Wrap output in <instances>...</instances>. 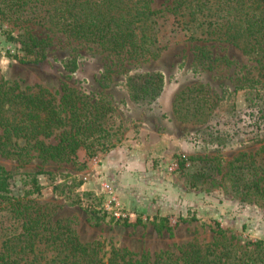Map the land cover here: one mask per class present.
<instances>
[{
	"label": "rangeland",
	"instance_id": "rangeland-1",
	"mask_svg": "<svg viewBox=\"0 0 264 264\" xmlns=\"http://www.w3.org/2000/svg\"><path fill=\"white\" fill-rule=\"evenodd\" d=\"M151 1L152 8L160 9L169 0ZM164 28L159 54L133 60L35 24H14L0 17V78L51 92L67 86L89 98L101 94L113 109L107 124L114 147L108 152L89 158L81 148L72 162L45 164L0 156V167L14 175L12 193L17 195L20 188L17 173L40 172L42 191L34 201L47 207L51 222L61 220L82 243L99 241L105 251L113 246L138 255L176 253L178 246L212 244L222 237L218 230L226 238L234 236L241 246L264 244V195L255 197L257 205L249 202L230 168L235 159L243 167L244 160L260 163L264 118L259 119V109L264 108V92L245 81L259 78L258 67L231 46L186 41ZM21 30L49 40L42 62L20 60L23 54L8 35ZM147 73L160 74L164 80L160 96L150 102L134 99L127 82L132 76L139 85L143 77L136 74ZM192 86H200L202 92L180 96ZM195 95L214 103L207 115L195 114L199 101ZM170 105L173 121L164 112ZM167 127L181 134L180 144L173 139L165 149L150 151L143 169L127 168L130 173L119 176L118 170L127 164L114 168L101 161L115 149L132 153L152 134H165ZM243 174L250 178L251 171L244 169ZM259 179L261 187V170L255 172L254 180ZM5 217L0 211L1 227L8 225Z\"/></svg>",
	"mask_w": 264,
	"mask_h": 264
},
{
	"label": "trees",
	"instance_id": "trees-1",
	"mask_svg": "<svg viewBox=\"0 0 264 264\" xmlns=\"http://www.w3.org/2000/svg\"><path fill=\"white\" fill-rule=\"evenodd\" d=\"M0 17L14 24H35L133 60L157 56L167 27L173 37L226 44L241 51L259 71V78L245 81L255 90L261 86L264 92V0H169L160 9L152 8L151 0H0ZM8 41L19 46L21 61L34 64L45 59L50 45L47 38L27 30L9 34ZM136 76L143 77L139 85L134 77L127 79L134 99L150 102L160 96L164 84L160 74ZM190 88L180 96L202 92L200 86ZM213 106L206 96L193 110L205 116ZM112 112L111 103L101 94L89 98L67 86L51 92L39 85L21 87L16 81L0 78V156L24 164L38 159L45 164L72 162L81 148L89 158L98 151L108 152L114 147L107 124ZM259 113L261 120L264 108ZM260 155L259 164L253 159L251 163L244 160L245 167L238 159L230 164L233 180L241 182L236 185L255 205L264 195V182L259 187L261 179L254 180L258 170L264 176V147ZM244 169L251 171L250 178H245ZM39 173H17L20 188L14 195L10 188L14 175L0 167V211L8 223L0 226V264H264L262 242L241 246L221 230L222 237L212 244L178 246L176 253L138 255L113 246L105 251L99 241L82 243L61 220L51 222L47 207L34 201L42 191Z\"/></svg>",
	"mask_w": 264,
	"mask_h": 264
},
{
	"label": "crops",
	"instance_id": "crops-1",
	"mask_svg": "<svg viewBox=\"0 0 264 264\" xmlns=\"http://www.w3.org/2000/svg\"><path fill=\"white\" fill-rule=\"evenodd\" d=\"M164 112L168 114L169 119L173 121V118H171V114H172L171 105L169 106V108H166V111ZM169 129H171L170 126ZM165 132H166L165 134H152L149 139V142L147 143L145 142V144H142L137 149H134L132 151L133 154L130 152L131 150L126 151L125 149L119 148L111 151L109 154L103 157L104 159L101 161L104 164H106L107 167H114V168L119 166L122 167L127 164L128 167H125L124 169L120 168L118 170V172L120 173L119 176L123 174L128 175L130 173V170H125L127 168L131 169L132 171H136L134 169H138V170L143 169L149 159L150 151L165 149V147H167L170 141H172L173 139L178 140V145L180 144L179 137L181 136V134L179 133L175 134V131L174 132L168 131V127ZM182 149L183 148H179L180 151H182Z\"/></svg>",
	"mask_w": 264,
	"mask_h": 264
}]
</instances>
